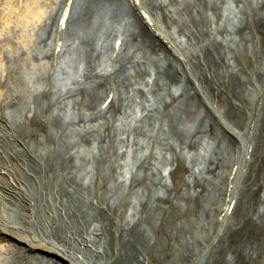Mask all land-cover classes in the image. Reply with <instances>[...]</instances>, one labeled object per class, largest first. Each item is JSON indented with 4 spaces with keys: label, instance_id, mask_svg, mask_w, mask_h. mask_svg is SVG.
<instances>
[{
    "label": "bare ground",
    "instance_id": "1",
    "mask_svg": "<svg viewBox=\"0 0 264 264\" xmlns=\"http://www.w3.org/2000/svg\"><path fill=\"white\" fill-rule=\"evenodd\" d=\"M67 2L0 0V264H264V0H233L228 25L221 0H72L61 31ZM132 97L152 150L123 176L124 213L103 166L143 144L119 140Z\"/></svg>",
    "mask_w": 264,
    "mask_h": 264
},
{
    "label": "rangeland",
    "instance_id": "2",
    "mask_svg": "<svg viewBox=\"0 0 264 264\" xmlns=\"http://www.w3.org/2000/svg\"><path fill=\"white\" fill-rule=\"evenodd\" d=\"M79 1V0H78ZM122 7L124 8V12H126V17L124 18V21L122 19V21H117V22H109L112 26L117 27L120 26V24H124L127 20L133 21V17H132V13L129 11V8L127 6V4H123ZM221 7H222V15H223V20L222 21H218V24H223V25H228L231 23V21L234 19V12H235V5L233 0H221ZM70 29L71 32L74 31L75 25H73V23H70ZM216 26H217V21H215L212 24L213 30H216ZM70 32V30H69ZM216 32V31H215ZM72 35H70L69 39H72ZM69 43V42H68ZM110 42L108 41V48H107V53L105 54L106 58L108 57V50L110 47ZM99 47H97V51H99ZM35 63V69L33 70L31 76H35L37 78H41V70H39V65L38 62H34ZM60 77V76H59ZM57 77V78H59ZM42 82V80H41ZM144 91H148V89L144 88ZM32 100V99H31ZM30 100V101H31ZM137 101V102H136ZM46 102V99L43 98L42 99V104ZM141 102V99L136 98V97H132V102H131V114L129 116V118L127 119V124H123L121 130V136L119 137L121 141H123V139L126 141L127 138V134H131L132 133V139H136L137 141H139L140 144H142L139 148H135L133 147L129 154H127L126 156H124V161L121 160L120 162L115 163L114 167H112L111 169H114L115 172L114 173H110V170L107 169L109 166H111L112 162H107L105 163V165L103 166L104 169V175L106 177V179H108V181L111 182V180L113 179V181L111 182V191L112 194L115 196L114 198H117V200H123L124 197H126L128 199V205L126 206V212H128V210H131L129 212H132L133 206L136 204L137 200L134 197L131 196H126V194H128V190H125L124 188H122L120 186L121 181L124 179L123 176L126 175V173L129 171L130 167L134 164V161L136 160V158L138 156H141L143 154H151V150H152V144L150 143V140H148V137L145 138V136L142 134H136L135 130L132 128L130 129V126H135V122L131 119L132 114H136L137 112H141L140 106L138 105V103ZM201 111H205V109L203 107H200ZM133 123V124H132ZM137 124V123H136ZM72 130V129H70ZM71 134H69V136H66L65 139L62 141V146L63 148L65 146L69 147L72 152L77 155L76 161H77V165H78V169H77V174L79 177V181H81L83 183L84 186H86L89 182L88 178V173L89 171L91 172V161H90V154L88 151V145H86L85 143H83L79 136H77L76 134H74L73 132H70ZM73 133V134H72ZM118 138V137H117ZM150 143V144H148ZM156 158H154V162L153 164L159 169L160 174L164 175V173L170 168V165H168L167 159L166 157L169 156L167 155L166 157L160 155V154H155L154 155ZM189 158L188 162H191L192 159H195V155L194 153L192 154H188L187 155ZM56 163V162H55ZM112 177V179H111ZM85 192H82L79 195V204L82 207V210L85 211V213H87V207L85 205V201L83 200V197H87L88 194L92 193V190H89L87 188L84 189ZM123 196V197H122ZM60 264H67L64 261H61Z\"/></svg>",
    "mask_w": 264,
    "mask_h": 264
}]
</instances>
